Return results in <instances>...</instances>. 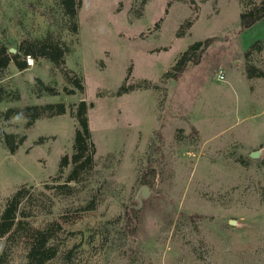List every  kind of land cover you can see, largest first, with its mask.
<instances>
[{"label":"rangeland","instance_id":"obj_1","mask_svg":"<svg viewBox=\"0 0 264 264\" xmlns=\"http://www.w3.org/2000/svg\"><path fill=\"white\" fill-rule=\"evenodd\" d=\"M81 1L74 34L58 0H0L2 44L49 39L66 62L59 69L40 59L25 71L12 62L0 82V217L9 198L30 189L41 207L29 222L63 226L47 264H264V76L256 74L264 73V20L246 31L240 24L248 4L263 0ZM207 40L199 63L175 78L181 56ZM66 72L83 79V92H63L74 88ZM37 79L60 94L38 97ZM145 80L154 87L117 96ZM82 101L96 167L59 195L78 128L71 111L29 129L3 115ZM5 134L24 140L16 153ZM143 186L155 195L137 209ZM11 250L9 264L26 263L23 243Z\"/></svg>","mask_w":264,"mask_h":264},{"label":"trees","instance_id":"obj_2","mask_svg":"<svg viewBox=\"0 0 264 264\" xmlns=\"http://www.w3.org/2000/svg\"><path fill=\"white\" fill-rule=\"evenodd\" d=\"M63 14L68 18L69 29L72 33L77 34L79 31L77 15L82 6L81 0H58ZM243 1V0H242ZM264 20V0L261 3L250 2L248 9L243 11L240 17V24L243 31L250 30L258 23ZM191 21L187 22V27L192 26ZM182 33L179 34V37ZM212 43L211 40L197 42L190 47L178 60L173 68L174 77H179L185 72L189 62L199 63L201 55L208 49ZM259 45V46H258ZM260 49V43L256 45ZM8 44L0 42V82L6 77L8 68L13 62L19 71L28 69L26 57L31 56L35 61L45 59L51 62L56 68L63 69L65 67V50L58 44L53 43L49 39L46 41L25 40L17 48V53H10ZM249 54V52H248ZM247 54V55H248ZM258 76H264V73L258 72ZM66 80L73 84V89L65 87L63 92L66 95H74L76 91H84V82L81 77L73 72L64 73ZM129 79V78H128ZM127 79V81H128ZM154 86L151 82L145 80L137 85H128L127 83L118 91L117 96L128 94L135 90H149ZM38 97L45 94L59 95L60 91L51 85L45 84L42 80L37 79ZM4 91L0 87V102L4 101ZM71 111L72 116L77 120L78 128L76 129L75 139L73 143V155L71 158L65 156L60 164V173L69 165H72L66 183L58 185L56 189L59 195H71L74 193V186L71 184H81L87 176L96 167L95 146L92 140V133L87 117V103L85 101L79 104L67 106L64 103L47 104L44 106H26L24 108H10L3 117L23 118L27 129L33 127L40 119H50L57 116L65 115ZM5 145L11 154L18 151L23 139L17 141L16 135H4ZM41 207L34 201L30 189L23 186L6 202L5 208L0 217V250L2 241L6 240V246L0 253V264H9L12 244L18 245L19 242L25 245L26 263L25 264H47L55 259L59 253L57 246L52 245L56 237L62 233L63 226L58 221L49 223L45 228L39 229L34 227L29 218L34 216V209ZM87 208L90 210L92 208ZM39 212H36L38 215Z\"/></svg>","mask_w":264,"mask_h":264},{"label":"water","instance_id":"obj_3","mask_svg":"<svg viewBox=\"0 0 264 264\" xmlns=\"http://www.w3.org/2000/svg\"><path fill=\"white\" fill-rule=\"evenodd\" d=\"M10 53L12 54H16L17 53V50L14 49V48H11L10 49ZM176 81L175 80H172L171 81V84L172 85H175ZM172 88V87H171ZM252 159H258L260 157V152L257 151V152H253L251 153V156H250ZM151 194H154L155 193L147 186H143L139 193H138V197H137V202L139 204V207H137V209H139L141 206H142V198L143 199H147ZM142 197V198H141ZM236 223L234 221L231 222V225H235Z\"/></svg>","mask_w":264,"mask_h":264},{"label":"built area","instance_id":"obj_4","mask_svg":"<svg viewBox=\"0 0 264 264\" xmlns=\"http://www.w3.org/2000/svg\"><path fill=\"white\" fill-rule=\"evenodd\" d=\"M26 61V64L29 68L33 67L35 65V60L31 57V56H28L26 57L25 59ZM217 78L219 81H225V74L223 71H219V73L217 74Z\"/></svg>","mask_w":264,"mask_h":264}]
</instances>
